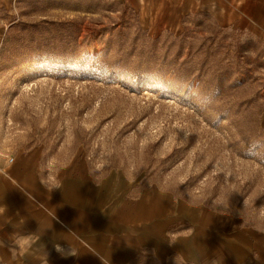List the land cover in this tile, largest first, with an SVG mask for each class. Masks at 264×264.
<instances>
[{"label": "rangeland", "instance_id": "obj_1", "mask_svg": "<svg viewBox=\"0 0 264 264\" xmlns=\"http://www.w3.org/2000/svg\"><path fill=\"white\" fill-rule=\"evenodd\" d=\"M194 3L167 25L108 0L1 8L0 154L157 186L264 245V0Z\"/></svg>", "mask_w": 264, "mask_h": 264}, {"label": "crops", "instance_id": "obj_2", "mask_svg": "<svg viewBox=\"0 0 264 264\" xmlns=\"http://www.w3.org/2000/svg\"><path fill=\"white\" fill-rule=\"evenodd\" d=\"M15 0H0V9ZM132 3L141 24H176L195 0ZM208 210L159 187L137 188L118 173L0 154L2 264H264V245L224 229Z\"/></svg>", "mask_w": 264, "mask_h": 264}]
</instances>
